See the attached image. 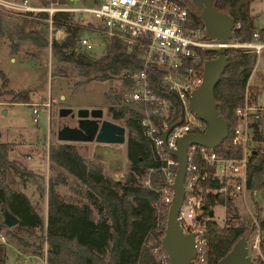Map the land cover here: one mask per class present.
<instances>
[{"label":"trees","instance_id":"1","mask_svg":"<svg viewBox=\"0 0 264 264\" xmlns=\"http://www.w3.org/2000/svg\"><path fill=\"white\" fill-rule=\"evenodd\" d=\"M174 1L187 9V27L198 29L205 35L194 7L184 0ZM211 1L212 8L229 16L237 27L233 30L229 43L249 42L253 33H257L259 41L264 43V29H256L254 18L250 15L251 0ZM38 17L43 20L46 16L40 14ZM52 25L62 29L65 34L62 41H52L49 45L57 62L72 65L77 76L83 79L93 76L107 79L122 72L121 80L125 86L128 83L124 76L128 72L144 70L152 93L171 105L168 109V126L180 124L178 99L160 81L166 70L153 65L143 68L144 46L127 48L119 39L109 38L104 42L102 55L96 58L76 48V40L85 29L75 24L71 14H54ZM20 33L23 36V32ZM28 35L37 48L46 45L41 38L39 41L35 40L31 32ZM206 54L205 60L215 57L213 53ZM255 58L254 54L244 50L225 49V68L213 89L215 110L227 128L226 138L213 151L221 160H240L243 157L242 149L231 143L232 132L237 124L234 111L242 106ZM201 68V65L197 66L198 71ZM0 82V98L7 97L0 100V103H30L26 91L13 92L6 88L7 80L1 71ZM258 96L259 92L253 91L251 102ZM138 110L140 112L130 110L129 117L125 118L122 111L107 109V115L112 120H122L121 126L126 130L127 172L122 183L108 178L99 165L88 166L71 144L59 143L47 147L49 166L45 218L43 198L36 196L34 203H31L22 191L25 188V178L30 173L16 162L10 161L7 157L8 145L0 143V237L13 240L23 250H30L32 256L44 257L45 264H155L144 241L155 228V213L151 204L157 200V195L153 190L162 185L158 177L150 182V188L141 186L138 179L147 172L158 175L160 164L148 138L142 133L139 123L141 110ZM259 122L258 115L250 116L249 137L254 147L249 149L246 156L244 189L248 192L258 191L264 186V135ZM155 123L160 126L158 118ZM191 133L198 131L193 130ZM237 181L231 179L226 185L213 179L202 186V214L208 217V212H212L214 206L224 208L221 225L213 221L206 225V264H216L235 242L246 235L254 237L257 232L264 234V209L257 203H253V215L250 219L238 218L234 205L236 196L231 186ZM223 186L226 187V192L218 196L217 191ZM58 189H64V192L61 194ZM4 212L17 219L16 226L7 228L3 225ZM165 217H160L162 224ZM4 250L3 245H0V264H6ZM253 264H264V236H259L258 254L255 255Z\"/></svg>","mask_w":264,"mask_h":264},{"label":"built area","instance_id":"2","mask_svg":"<svg viewBox=\"0 0 264 264\" xmlns=\"http://www.w3.org/2000/svg\"><path fill=\"white\" fill-rule=\"evenodd\" d=\"M0 0V12L12 16L43 19L50 34V42H60L65 34L62 29L52 25L54 14L67 13L78 15L75 24L84 25L83 20L92 18L98 24L99 31H85L86 34L97 35L102 48L109 38L119 39L127 48L144 46L142 56L143 68L153 65L164 68L165 75L161 83L173 92L180 105V124L168 126V117L163 118L162 112H167L170 103L156 96L148 87L147 75L144 70L128 72L124 79L127 87L122 93L123 101L141 110L140 127L142 133L148 138L152 151L159 161L161 187L153 191L157 200L151 204L155 213V228L145 238V246L150 249L155 264H169L166 254L160 246L164 232V223L160 217L166 216L171 201L170 186L173 183L176 161L168 155L164 148L175 149L177 140L184 134L195 130L201 133L205 124L198 120L189 110L188 97L201 83V65L211 50L220 45L209 40L200 30L187 27V9L174 0ZM77 4V5H75ZM84 16V17H82ZM83 18V19H82ZM74 20V19H73ZM237 27L234 26V29ZM48 32V33H49ZM94 46V39L80 36L76 40V48L83 53H90ZM227 48L244 50L254 54L255 57L264 52V43L259 41L258 34L253 33L249 42L228 45ZM226 48V49H227ZM254 103L249 101L246 90L243 103L234 111L237 124L232 132L231 143L243 151L240 160H221L216 157L214 150L190 145L186 149V167L183 178V199L177 213L176 221L184 234L193 236L194 257L189 264H206L207 239L206 225L212 221V216H204L200 210L202 203V186L209 180L217 179L229 184L234 177V191L245 190V149L250 140V116L254 115ZM33 122H37V110L33 108ZM156 118L160 120L157 126ZM170 128L164 140V148L160 139L161 133ZM212 171V173H211ZM224 177V178H222ZM144 187L150 188L149 182ZM226 187L217 191L218 196L224 195ZM162 206V209L160 208ZM200 215L196 220V216ZM256 233V238H259ZM255 237V236H254ZM2 241V237H0ZM143 242V245H144ZM159 245H158V244ZM255 249V246H253ZM258 254V246L255 255Z\"/></svg>","mask_w":264,"mask_h":264},{"label":"rangeland","instance_id":"3","mask_svg":"<svg viewBox=\"0 0 264 264\" xmlns=\"http://www.w3.org/2000/svg\"><path fill=\"white\" fill-rule=\"evenodd\" d=\"M184 1L190 2V0ZM251 6L253 13H258L255 18V25L264 29V0H251ZM72 16L75 22L78 15ZM0 22V71L7 80L6 88L13 92L26 91L29 104L34 103V105L0 103V143L8 145V159L16 162L18 166L30 173L25 178V188L22 191L31 203H34L36 196H41L40 198L43 200L45 198L47 167L49 166L47 163L45 168L47 147L59 143L55 138L56 131L70 123L69 119L71 118L69 116L64 118L58 116L60 109H70L73 114L82 109L88 111L101 110V120L119 126H121L122 120H112L107 115L108 108H113L115 112L122 111L125 118L129 117L130 110H139L126 104L122 99V93L127 87L121 80L122 72L107 79H102L99 76L83 79L77 76L72 65L57 62L49 47L51 43L49 36L52 37L53 34L48 31L45 21L0 12ZM83 22L84 25L81 27L85 31L91 29L99 31L98 24L92 18L83 20ZM30 32L35 40L39 41L40 38L45 40L46 45L37 48L35 42L29 39L28 34ZM25 35L26 37H24ZM81 36L94 39L91 55L96 58L100 57L103 48L100 42L96 40L97 35H89L83 32ZM229 45L233 46L231 43ZM245 90L249 101H251L250 96L253 91L259 92V96L253 101L255 107L253 114L260 117L259 128L264 135V52L256 56ZM2 99H7V97H1L0 100ZM33 108L37 110V122L32 121L34 115L31 114V110ZM162 114L163 118L169 116L167 112H162ZM124 131L126 139V130L124 129ZM72 144L75 145L77 153L84 158L88 166L99 165L103 173L112 181L123 182L127 172L125 144L109 146L112 155L115 156V162L111 163L112 169L108 168L106 162L95 159L86 160L85 145ZM252 147L254 145L248 140L244 151L245 156L248 155V151ZM153 173L147 172L140 176L139 184L144 187L145 182L148 181L150 184L155 177L160 178V174L155 176ZM63 174L65 173L63 172ZM65 176L71 180L69 175L65 174ZM229 178L234 179V177ZM262 181L264 182V177H262ZM58 190L61 194L64 192V189ZM234 194L236 196L234 199L236 213L241 220L252 217L253 203H257L261 209H264V186L258 192L239 190L234 191ZM212 215V221L221 225L224 220V208L214 206ZM259 236L262 237L264 234ZM2 239L3 244L1 245L3 247L5 244L11 243L19 253L29 256L28 259L36 257L31 255L30 250H23L18 247L13 240ZM258 242L259 238H256V234L255 237L249 236L247 252L251 258L255 257ZM5 252L7 264H31L28 261H19L21 256H16L11 245L5 246Z\"/></svg>","mask_w":264,"mask_h":264},{"label":"water","instance_id":"4","mask_svg":"<svg viewBox=\"0 0 264 264\" xmlns=\"http://www.w3.org/2000/svg\"><path fill=\"white\" fill-rule=\"evenodd\" d=\"M198 12L203 30L209 40L217 42L220 47L211 50L213 59L205 60L201 68V83L188 97L190 112L205 124L201 133H187L181 136L175 149L164 148V140L170 128H166L160 136L165 152L176 161V168L171 189V201L165 217L164 232L160 246L166 254L169 264H189L194 257L193 236L184 234L176 221L177 213L183 199V178L186 167V149L197 145L206 149H216L227 136L224 120L218 116L213 100V89L225 68V49L234 30L233 20L212 8L211 0H190ZM58 116L75 117L74 127L63 126L56 131V139L69 143H95L102 145H123L126 143L124 128L106 120H101V110H77L75 114L70 109H60ZM208 217L212 212H208ZM200 215L196 216L198 220ZM18 223L12 215L3 213V225L7 228ZM249 236L239 239L216 264H253L247 252Z\"/></svg>","mask_w":264,"mask_h":264},{"label":"crops","instance_id":"5","mask_svg":"<svg viewBox=\"0 0 264 264\" xmlns=\"http://www.w3.org/2000/svg\"><path fill=\"white\" fill-rule=\"evenodd\" d=\"M249 9H250V15L254 18V26H255V28L256 29H260L259 27H257L255 25V23H256L255 22V18L258 15V13H253V8L251 6V2H250V5H249ZM28 105H34V103H31V104H28ZM55 138H56V134H55ZM56 141L59 142V143H68L69 144V142H60L57 139H56ZM59 143H57V144H59ZM80 144L85 145V148H86V151H87L86 160H88V159H93L94 160L95 159V160L106 162L108 164V168L112 169L111 168V163L115 162V156L112 155L111 149L109 148V146H112V145H102V144H95V143H80ZM71 145L75 146L72 143H71ZM45 160H46V165H45V168H46L47 167V163H48L47 162V154H46V159ZM45 215H46V200L44 198V208H43V217L44 218H45ZM1 244H3V242L0 240V245ZM6 245H11V247L14 248L16 256L17 255L21 256V260H19L21 262H27L28 261L31 264H38V263L39 264H41V263L45 264L44 257H42V258L30 257V259H28L29 256H27V255L25 256L24 254L19 253L16 250V248H15V246L13 244L7 243V244H5V246ZM5 246H4V249H5ZM5 263H6V252H5Z\"/></svg>","mask_w":264,"mask_h":264},{"label":"flooded vegetation","instance_id":"6","mask_svg":"<svg viewBox=\"0 0 264 264\" xmlns=\"http://www.w3.org/2000/svg\"><path fill=\"white\" fill-rule=\"evenodd\" d=\"M189 3H190V2H189ZM187 4H188V3H187ZM190 4H191V3H190ZM189 8L192 9L191 6H189ZM194 9H195V8H194ZM195 10H196V9H195ZM70 118H71V119H69V120H70V123L67 124L68 127H74V126H76V125H75V120H76L75 117H70Z\"/></svg>","mask_w":264,"mask_h":264}]
</instances>
